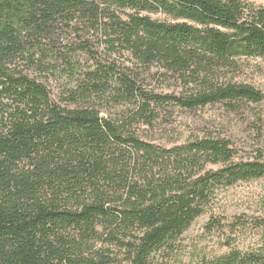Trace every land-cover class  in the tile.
I'll return each mask as SVG.
<instances>
[{
	"label": "trees",
	"instance_id": "trees-1",
	"mask_svg": "<svg viewBox=\"0 0 264 264\" xmlns=\"http://www.w3.org/2000/svg\"><path fill=\"white\" fill-rule=\"evenodd\" d=\"M256 59L249 0H0V264H170L216 190L263 179L264 159L211 131L153 136L207 106L258 131L264 93L239 79ZM204 229L224 241L203 264H264V216Z\"/></svg>",
	"mask_w": 264,
	"mask_h": 264
},
{
	"label": "rangeland",
	"instance_id": "rangeland-1",
	"mask_svg": "<svg viewBox=\"0 0 264 264\" xmlns=\"http://www.w3.org/2000/svg\"><path fill=\"white\" fill-rule=\"evenodd\" d=\"M249 1L264 5V0ZM239 79L253 84L264 93V61H247ZM167 90L165 88L164 91ZM260 115V127L257 131L252 123L254 117L248 113L227 114L220 106H207L193 113L179 111L173 115L174 118L166 127V132L158 130L153 136V141L166 144L172 138L179 137L181 142L186 136L211 131L230 137L239 149L240 157H253L259 151L264 159V104L260 106ZM242 212L252 216H264V178L216 190L207 212L197 218L181 236L170 264H203V257L219 252L224 241V237L217 232L204 229L210 217L226 219ZM245 243V238H242L241 244Z\"/></svg>",
	"mask_w": 264,
	"mask_h": 264
}]
</instances>
